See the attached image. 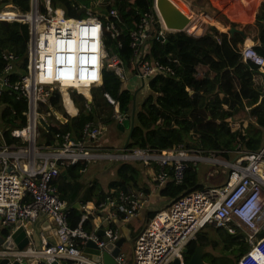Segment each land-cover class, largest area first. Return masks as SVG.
I'll return each instance as SVG.
<instances>
[{
  "label": "built area",
  "instance_id": "built-area-1",
  "mask_svg": "<svg viewBox=\"0 0 264 264\" xmlns=\"http://www.w3.org/2000/svg\"><path fill=\"white\" fill-rule=\"evenodd\" d=\"M11 7L14 9H0V20L26 23L25 64L20 76L10 80L16 57L10 52H1L4 64L0 72V94L10 88L16 97L24 100L25 108L20 127L0 128V235L3 239L11 238L19 225L24 226L43 212L55 227L59 242L50 244L40 233L41 249H35L30 230L23 227L27 236L24 249L0 248V255L12 253L16 258L43 256L47 260L65 259L75 264H101L81 253L86 239L93 240L99 247L104 244L94 228L85 231L81 227L87 214L82 213L75 226L67 223V206L51 184L61 167L79 161L84 164L79 171H83L88 161L101 157L137 160L142 165L153 163L152 181L156 187H161L169 178L168 167L172 178L178 182L186 161L195 163L206 155L180 144L163 149L125 147L116 152H103L98 136L105 123L98 118L86 121L79 136L69 130L57 131L54 143L40 144L37 142L38 119L46 122L45 117L51 113L41 105L56 88L68 116L77 112L70 90L84 97L83 105L88 109L90 87L101 83L103 66L115 72L121 87L133 91L146 85L155 75H173L177 58L166 56L160 60L155 57L148 40L155 22H158L156 37L160 40L164 32L173 31L165 28L152 0L151 8L137 11L138 21L128 31L130 55L125 62L117 53L107 55L102 43L105 31L111 36H118L120 32L118 12L113 7L102 11L79 4L78 15H66L61 8L53 6L51 0H28L25 11ZM196 17L202 20L199 24L206 25L211 20L207 12H192L190 23L180 31L192 35L197 26ZM191 25L195 27L189 30ZM204 31L205 26L201 34ZM117 46H121L120 41ZM238 52L243 61L259 68L264 65V55L258 53L253 44H242ZM103 95L111 105L110 119L121 123L125 111L119 110L117 99L106 92ZM52 114L60 122L65 120L64 117L60 120L53 111ZM3 130L13 140L6 141ZM233 157L229 161L212 158L229 167L223 183L189 190L168 201L146 220L131 242L132 264H168L174 258L180 262L182 248L199 228L205 224L223 226L229 221L244 232L243 239L248 243L246 250L237 257L239 264H264V235L256 236L264 223V145L259 150ZM142 202L141 194L132 189L118 190L97 203L98 208L107 210L102 216L107 226L103 228V235L107 240L114 241L119 236L115 220L133 216ZM113 258L117 264L130 263L121 248Z\"/></svg>",
  "mask_w": 264,
  "mask_h": 264
},
{
  "label": "trees",
  "instance_id": "trees-1",
  "mask_svg": "<svg viewBox=\"0 0 264 264\" xmlns=\"http://www.w3.org/2000/svg\"><path fill=\"white\" fill-rule=\"evenodd\" d=\"M89 2L51 0V4L61 8L66 15H78V5L89 6ZM11 4L25 11L28 0H12ZM151 6L152 0H100L96 9L104 11L113 7L119 18V35L111 36L108 31L102 35L107 55L117 53L128 62V31L138 21L137 11ZM234 25L233 21L229 22V26ZM157 29L158 22H155L148 38L150 51L160 60L166 56H175L177 62L174 74L155 75L146 81L149 92L139 103L134 101L133 125L125 147L163 149L180 144L202 155L215 151L224 157L259 150L264 145V65L261 71L252 63L239 59L240 48L237 47H241V44L237 46V43L242 42L240 34L234 32L229 35L231 40H228L224 30L210 25L199 36L182 31L164 32V41L156 37ZM247 33L257 41L253 44L254 49L264 55V0L259 1ZM27 37L26 23L17 20L0 21V72L4 64L2 51L16 57L13 71L9 74L10 80L18 78L24 71ZM118 41L121 46H117ZM198 69L202 72L201 77H197ZM104 92L117 99L120 111L130 108L133 90L121 87L115 72L104 66L101 68V83L90 87L91 101L88 109L83 105L84 97L70 90L77 112L68 116L60 103L58 91L53 89L47 101L41 105L43 110H50L51 113L45 117L48 127L38 126L37 142L47 145L54 143L57 131L69 130L79 136L82 125L88 120L98 118L104 123L110 122L111 105L105 99ZM68 107L71 108L69 103ZM24 108L25 102L21 97H16L10 88L4 89L0 94V128L20 127L24 122ZM53 110L59 112L65 120L60 122L52 114ZM5 130V140H13ZM83 166L79 161L64 165L51 180L58 197L67 206V223L71 227L77 224L81 215L73 206L76 201L82 203L91 200L96 207L106 195H113L118 190L147 191L146 186L139 184V168L132 162L119 161L116 164V177L107 181L106 189L99 187L94 179L83 181V171H79ZM167 170L169 178L158 191L168 201L189 190L205 186L197 180L196 164L191 161L185 162L178 182L172 178L171 168ZM157 210H148L147 219ZM119 215L123 214L120 212ZM206 225L208 228H205ZM81 227L85 231L93 228L88 215L82 220ZM242 235V231L230 221L223 226L205 224L185 244L187 250L182 252V261L186 263L199 244L203 248L201 257L204 264H220V260H227L229 255L235 256L233 264H238L237 257L248 246ZM263 235L264 226L256 236Z\"/></svg>",
  "mask_w": 264,
  "mask_h": 264
},
{
  "label": "water",
  "instance_id": "water-1",
  "mask_svg": "<svg viewBox=\"0 0 264 264\" xmlns=\"http://www.w3.org/2000/svg\"><path fill=\"white\" fill-rule=\"evenodd\" d=\"M183 1V0H182ZM12 3V0H6V1H0V9H2L7 4L10 5ZM184 3V1H183ZM153 6L155 7L157 14L159 18L161 19L163 25L166 29L172 30V31H180L182 30L187 24L190 23L192 19V14H185L181 10H179L172 2V0H153ZM184 6L186 7V10H188V6L184 3ZM2 22H5V20H0ZM202 32V23H200L196 28L192 31L193 36H199ZM238 33L242 38L246 37L245 32L235 26H228L227 27V33L229 35H232L233 33ZM164 41H166L165 38H163ZM134 94L135 91L132 92L131 98H132V104L129 108V111L126 112V109L123 113L124 118L122 119L121 123H117V126L120 129L126 128L127 134L124 140V143L122 144L121 148H125L127 139L129 137L132 125H133V117H134ZM54 114L60 119L63 120V116L57 112L56 110H53ZM39 124L44 127H48L47 123L39 118L38 119ZM43 221L41 223H38L37 221ZM24 228L27 230H30L31 237L34 242V248L35 249H41V239H40V233L44 236L45 240L50 244H57L59 242L58 236L56 233L55 227L52 225V223L47 219V216L45 213L41 212L37 214L34 220L27 221L24 226L19 225L12 233L11 238L3 239L0 235V248L8 249V250H22L25 247V244L27 242V236L24 233ZM107 227V226H106ZM105 227V228H106ZM95 233L102 238L104 241V244L102 247H99L96 242H94L91 239H86L83 243V246L81 248V253L85 257L90 258L93 261L100 262L101 264H117L114 260V255L119 251L121 248V244L123 241H130L129 235L125 230H122V233L114 240L109 241L107 240V237L103 235V229H97L95 230ZM202 246L196 245L194 251L190 254V257L187 264H204L202 260ZM187 250L186 246L182 248V251L185 252ZM12 253H8L5 255H0V264H75L72 262H67L65 259L61 261L57 260H47L45 257L40 256L38 258L29 256L24 257L21 256L19 258H16L14 255H11ZM132 258L130 260L129 264H132ZM171 264H179V261L177 258H174L171 261Z\"/></svg>",
  "mask_w": 264,
  "mask_h": 264
},
{
  "label": "crops",
  "instance_id": "crops-1",
  "mask_svg": "<svg viewBox=\"0 0 264 264\" xmlns=\"http://www.w3.org/2000/svg\"><path fill=\"white\" fill-rule=\"evenodd\" d=\"M259 1L260 0H189V2L191 3L190 5H192L195 9L199 8V10H204V9L211 8V10L213 9L217 13L219 12L221 15H223L224 20L225 19H235V20L239 21L240 23L248 22L249 24H252L254 13L256 11V8H257ZM220 29L223 30L222 27ZM227 39L231 40L228 33H227ZM242 40H243V42L237 43V46L240 44L242 45V43L248 44V42H250V41H253V43L254 42L257 43V41L253 40V38H246V39H242ZM237 48L239 49L240 47L238 46ZM239 59L242 60L241 58H239ZM259 69L261 71H263L262 68H259ZM99 142H100V140L98 139V143ZM118 161L119 160H116L117 163H118ZM128 162L134 163L135 166L137 168H139V180H138L139 184H142V186L147 187V191H142L140 189H133L136 192L140 193L141 196L143 197L142 206L136 212V214H134L133 216H127L125 218H120L118 220H115V222H114L118 228L119 235L122 233V230H125L127 232V234L129 235V239H130V241H128L129 242V252L124 253V255L127 258V261L130 262V260H131V242H132V239L135 236V234L145 224V222L147 220V213L146 212L148 210H151V209H158L159 210V209L165 207V205L168 203V200L166 197L159 194L158 190L160 187H156L152 181V175L154 173V168H155L153 163L148 164V165H142L139 161L137 163V160H130ZM194 164H196V162ZM90 166H91V163L88 165L86 163L85 168L82 172V176H81L82 180L85 182H90L91 180L94 179V180H96V183H98V180L101 181L99 179V175L102 172L103 167H100V166H97L96 164H94L92 169L90 170L89 169ZM115 167H116V164L114 165V171L112 170L113 173H115ZM113 173L110 174V178L104 180L103 182L101 181V185H99V184H97V185L103 189H106L107 181L109 179H113L116 177V174L114 177ZM111 176H113V177L111 178ZM200 182H202V181H200ZM213 185H218V184H213ZM92 202L93 201H91V200H87V201L82 202V203L79 201H76L73 203V206H75L81 212V214L84 213V214H87L89 216V219L92 223V227L94 228V231H95L97 229L100 230V229L105 228L106 224H105V221L103 220L104 218L102 216L104 213H106L107 210H106V208L101 209V208H98L97 206L95 207ZM37 222L41 223L43 221L39 220ZM262 226H264V223H262ZM242 233H243V235H242V239H243L244 232L242 231Z\"/></svg>",
  "mask_w": 264,
  "mask_h": 264
},
{
  "label": "rangeland",
  "instance_id": "rangeland-1",
  "mask_svg": "<svg viewBox=\"0 0 264 264\" xmlns=\"http://www.w3.org/2000/svg\"><path fill=\"white\" fill-rule=\"evenodd\" d=\"M184 3L188 6V10L194 12L195 14L198 12H207L211 17V20L206 22V25L202 24V27L205 26V30L208 29V27L210 25L215 26L217 28H223L224 31H227V27L229 26V22H234L236 25H234L235 27H239L241 29H243V31L246 34L247 38H250V36L248 35L247 31H249V23L248 22H244V23H240L239 21L235 20V19H227L224 20L223 15H221L219 12L217 13L216 11H214L213 9L211 10V8L209 9H204V10H199V8L195 9L192 5H190L191 3L189 2V0H183ZM100 0H90V2L88 3V7L92 8V9H96L97 5L99 4ZM12 4L10 5H6L2 8V10L4 9H14L11 7ZM192 14V13H191ZM196 20L197 26L199 25V22H202V20L200 19V17H196L194 19V21ZM249 24V25H247ZM245 29L247 31H245ZM245 37V38H246ZM242 38V39H245ZM243 42V40H242ZM242 44H246V43H242ZM248 44H254L253 41H250ZM197 77H201L202 76V72L201 70L198 69V73H197ZM135 94H134V101L136 103H139L140 100L149 92L148 87L144 84L142 87L138 88L137 90H135ZM127 134V129L123 128L120 129L117 126V123L113 120H111L108 123L104 124V131L98 136V139L100 140V145L102 146L103 149H101V151L103 152H116V151H120L122 144L124 143L125 137ZM212 151H209L208 154L203 157L201 160H197L196 162V177L198 181H202L203 184L205 185H213V184H221L224 182V180L226 179V175L228 172L229 167L226 164L223 163H219L216 162L215 160H213V157L219 158L223 161H229L232 160L234 157V155H236L235 153L231 154L229 157H224L223 155H221L220 153L217 152H213V155H210L209 153ZM197 154L202 155V153L200 152H196ZM204 155V154H203ZM119 162V161H118ZM91 163L90 166V170L92 169L93 165L96 164L97 166L103 167L102 168V172L99 175V179L103 182L104 180L110 178V174H112V170L114 171V165L117 164L116 160L114 159H107L105 157H101V158H97L94 160H90L87 162V165ZM138 163V161H137ZM193 163V162H192ZM113 176L115 177V173H113ZM111 176V178L113 177ZM101 181L98 180L99 185H101ZM154 207V206H153ZM205 228H208V225L205 226ZM121 250L124 253H128L129 252V242L128 241H123L121 244ZM235 259V256H228V259H222L220 260V264H233V261Z\"/></svg>",
  "mask_w": 264,
  "mask_h": 264
},
{
  "label": "bare ground",
  "instance_id": "bare-ground-1",
  "mask_svg": "<svg viewBox=\"0 0 264 264\" xmlns=\"http://www.w3.org/2000/svg\"><path fill=\"white\" fill-rule=\"evenodd\" d=\"M172 2H173V4L179 9V10H181L183 13H185V14H191L192 13V11L190 10H186V7L184 6V3H183V1L182 0H172ZM0 17H1V15H0ZM195 22H196V20H195ZM193 26H195V25H191V27H189V30L193 27ZM247 38V37H246ZM245 38V39H246ZM249 43V42H248ZM245 62H247V61H245ZM259 68V67H258ZM237 263L239 264V262L237 261ZM179 264H187V263H184L183 261H180L179 262Z\"/></svg>",
  "mask_w": 264,
  "mask_h": 264
},
{
  "label": "clouds",
  "instance_id": "clouds-1",
  "mask_svg": "<svg viewBox=\"0 0 264 264\" xmlns=\"http://www.w3.org/2000/svg\"><path fill=\"white\" fill-rule=\"evenodd\" d=\"M129 111V110H128Z\"/></svg>",
  "mask_w": 264,
  "mask_h": 264
}]
</instances>
